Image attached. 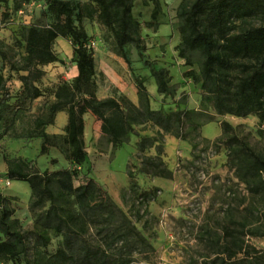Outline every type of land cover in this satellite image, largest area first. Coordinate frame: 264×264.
I'll list each match as a JSON object with an SVG mask.
<instances>
[{"label": "trees", "instance_id": "16d2710c", "mask_svg": "<svg viewBox=\"0 0 264 264\" xmlns=\"http://www.w3.org/2000/svg\"><path fill=\"white\" fill-rule=\"evenodd\" d=\"M46 2L53 21L45 27L31 25L26 29L24 53L10 67L19 74L23 101L34 100L41 95L36 83L44 74L42 66L58 61L53 48L55 40L62 37L70 41L77 74L71 83L57 86L47 119L37 124L41 127L37 136L41 139L40 153H47L53 136L46 128L54 123L58 112L65 111L67 122L61 138L73 168L40 171L23 157L3 156L7 178L24 181L29 186V209L35 214V220L28 234L32 236L34 248H47L51 233L61 238L57 249L41 264H143L133 258L132 252L138 247L152 250L153 246L128 214L93 178L74 185L79 167L87 165L91 169L84 141V116L90 112L101 122V134L112 149L129 141L133 125L153 124L158 128V136L141 139L137 144L138 170L150 176L171 178L172 172L163 159V138L170 135L187 140L196 148L194 141L201 136L204 122L199 116L203 112L188 108L184 93L176 100L174 110L153 108L142 76L134 78L137 104L125 96L99 98L94 48L82 25L83 18L92 17L93 12H88L81 3L68 0ZM21 3L14 0L16 10ZM142 3L152 4L145 27L157 30L162 12L160 0H142ZM89 5L100 23L110 30L125 59L127 47L137 49L149 66L161 104L168 97H176L178 84L172 83L169 69L145 58L141 24L132 11L134 0H89ZM176 18L180 39L177 55L189 67L183 76L200 84L201 105L211 107L219 116L255 115L264 122V0H181ZM6 91L0 72V97ZM4 103L0 100V126L8 121ZM220 129L221 136L216 142L227 149L228 166L235 177L252 193L264 192V155L239 137L227 121L220 122ZM2 137L0 133V140ZM150 148H154V155L147 153ZM127 176L129 189L138 191L135 173L128 170ZM139 195L143 202L153 196L150 191ZM13 214L11 198L0 195V262L20 264L28 251L29 235ZM93 235L103 241H92ZM247 235L263 234L258 228H247L245 223L239 227H223L215 256L207 257L200 264H264V255L252 257L257 250L248 244ZM240 254L242 258H238Z\"/></svg>", "mask_w": 264, "mask_h": 264}, {"label": "rangeland", "instance_id": "374dc122", "mask_svg": "<svg viewBox=\"0 0 264 264\" xmlns=\"http://www.w3.org/2000/svg\"><path fill=\"white\" fill-rule=\"evenodd\" d=\"M21 1L19 10H16L14 0H0V72L4 76L7 90V94L4 93L0 100L5 101L4 107L8 113V121L0 126V133L3 134L0 140V195L11 198L13 216L19 219L23 231L28 234L33 230L35 220V214L29 209L30 189L24 181L7 178L3 156L23 157L34 163L40 171L73 168L67 160V150L61 138L64 127H58L55 120L48 126L47 132L53 138L48 152L41 154V139L37 136L41 127L37 124L47 119L57 86L64 82L71 83L77 68L70 41L57 38L53 48L58 61L42 66L44 74L36 83L41 95L34 100L23 101L19 74L10 65L17 62L24 53L26 29L31 25L48 26L53 18L46 0ZM68 1L81 3L88 12H93L92 17L83 18L82 25L94 48L97 96H125L138 103L135 76H142L148 91H155L149 66L144 63L137 49L127 47L125 59L116 47L110 30L94 14L89 0ZM180 1L160 0L162 12L157 30L145 27V23L150 20L151 3L144 5L142 0H134L132 11L141 24V34L146 45L145 58L154 61L158 67L168 68L172 83L178 84L176 97L166 98L163 104L161 98H152V106L162 107L165 111L174 110L181 93L186 94L187 107L203 112L199 116L204 122L200 128L201 136L195 137L194 141L197 147L192 148L187 140L165 135L163 159L172 172L171 178L142 174L138 170L140 159L137 144L141 139L157 137L158 128L151 123L135 124L129 141L112 149L101 134V122L88 112L84 116V141L91 169L88 170L87 165L79 167L74 185L93 178L128 214L153 246L152 250L138 247L132 252L133 258L143 264H200L207 257L215 256L222 241V228L239 227L240 223H245L247 228H258L263 234L245 237L248 244L257 250L252 257L263 256L264 192L254 194L238 181L228 166L227 149L216 139L221 136L220 122L227 121L239 137L264 155V122L261 123L255 115L219 116L211 107L201 105L200 84L183 76L189 67L177 55L176 46L180 39L176 8ZM254 23L258 24L256 21ZM147 153L154 155V148L147 150ZM128 170L135 173L138 191L129 189ZM142 191H150L152 198L143 202L139 195ZM91 239L94 242L103 241L98 235H93ZM60 240V237L51 233L48 247L36 249L29 235L28 251L20 264H41L45 257L57 249ZM238 258H242V255H238Z\"/></svg>", "mask_w": 264, "mask_h": 264}, {"label": "crops", "instance_id": "0c3cea01", "mask_svg": "<svg viewBox=\"0 0 264 264\" xmlns=\"http://www.w3.org/2000/svg\"><path fill=\"white\" fill-rule=\"evenodd\" d=\"M149 91H150V98H151L150 101H151V106H152V98H154V100H156L158 98H161V96L157 93L156 87H155V91H153V90H149ZM133 102L136 103L135 101H133ZM60 114H62L61 117H59ZM55 122L58 125V127H60V126H63L64 127L65 124H66V122H67V114H66V112L65 111L58 112L57 115H56V117H55ZM46 131H48V127L46 128Z\"/></svg>", "mask_w": 264, "mask_h": 264}]
</instances>
